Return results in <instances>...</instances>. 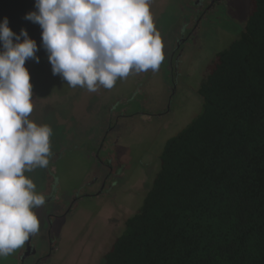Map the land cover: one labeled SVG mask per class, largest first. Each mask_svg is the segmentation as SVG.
Masks as SVG:
<instances>
[{
    "label": "rangeland",
    "instance_id": "1",
    "mask_svg": "<svg viewBox=\"0 0 264 264\" xmlns=\"http://www.w3.org/2000/svg\"><path fill=\"white\" fill-rule=\"evenodd\" d=\"M193 2L151 0L164 59L157 71L131 73L111 89L70 87L52 74L47 54L39 63H27L34 105L28 119L47 124L53 135L47 168L25 175L37 193L55 199L36 214L37 254L25 264L36 259L40 264H104L124 222L141 207L165 142L200 115L201 76L239 36L249 0H229L206 13L209 0H201L198 12ZM23 247L0 258V264H20Z\"/></svg>",
    "mask_w": 264,
    "mask_h": 264
},
{
    "label": "trees",
    "instance_id": "2",
    "mask_svg": "<svg viewBox=\"0 0 264 264\" xmlns=\"http://www.w3.org/2000/svg\"><path fill=\"white\" fill-rule=\"evenodd\" d=\"M34 3L0 0V21L25 29L41 59L42 29L24 19ZM196 94L200 115L165 142L104 264H264V0H249L242 31Z\"/></svg>",
    "mask_w": 264,
    "mask_h": 264
},
{
    "label": "clouds",
    "instance_id": "3",
    "mask_svg": "<svg viewBox=\"0 0 264 264\" xmlns=\"http://www.w3.org/2000/svg\"><path fill=\"white\" fill-rule=\"evenodd\" d=\"M151 0H35L24 19L42 29L41 47L52 74L67 84L96 92L111 89L131 73L159 69L163 44ZM0 21V258L22 248L38 233L35 209L46 197L25 173L47 168L52 128L28 119L33 92L27 60L39 63L35 40ZM22 40V42H21Z\"/></svg>",
    "mask_w": 264,
    "mask_h": 264
},
{
    "label": "flooded vegetation",
    "instance_id": "4",
    "mask_svg": "<svg viewBox=\"0 0 264 264\" xmlns=\"http://www.w3.org/2000/svg\"><path fill=\"white\" fill-rule=\"evenodd\" d=\"M228 1L229 0H209V7L207 6V10L205 11V13L208 11H210V10H212V8H214L215 7V5H217V4H223L225 7L227 6L226 4L228 3ZM191 5H193L195 8H196V10H197V12L199 11V10H201V9H203V3H201V0H194V2H193V4H191ZM196 14V13H195ZM194 21H196L195 22V24L198 22V18L197 17H195L194 18ZM197 25V24H196ZM177 42H181V40H179V41H177ZM178 48V45H177V47H175V49L173 50L174 51V54H175V52H176V49ZM174 54L171 56V59H172V57L174 56ZM173 67L172 66H170V71H171V73H172V71H173ZM171 78V80H170V84H171V88L173 87V83H174V81H173V77H170ZM169 91H170V88H169ZM172 94V93H171ZM98 155L99 154H97V156H95L96 158H98ZM105 166V165H104ZM108 167V166H107ZM106 167V168H107ZM94 179V178H93ZM95 180H96V178H95ZM107 179H105V181H106ZM102 190H103V188H102ZM41 194H43V195H45V197H46V203H45V205L44 206H46V205H50V204H52L53 202H51V201H53V199H55V196L54 195H52V197L50 198V197H48V195L45 193V192H42ZM100 194V193H99ZM86 196H89V195H86ZM78 198H76L75 200H77ZM43 207V206H42ZM42 207H40V208H42ZM40 208H38V209H35V212H36V214L38 213V211L40 210ZM35 236V234L34 235H32L31 236V239H30V241L29 242H26L25 243V245H24V247H23V249H21V251H20V255L18 256L20 259H19V261H20V264H25V260L28 258V257H33V256H35L36 254H37V251H36V248H35V243H34V241H35V239H37V238H35L34 237ZM37 240H39V238L37 239ZM51 249H52V246H51V248L49 249V251H51ZM26 253H27V255H26ZM48 255L49 254H47L45 257L47 258L48 257ZM40 262H41V260L40 259H36V260H33V262L31 263V264H40Z\"/></svg>",
    "mask_w": 264,
    "mask_h": 264
},
{
    "label": "water",
    "instance_id": "5",
    "mask_svg": "<svg viewBox=\"0 0 264 264\" xmlns=\"http://www.w3.org/2000/svg\"><path fill=\"white\" fill-rule=\"evenodd\" d=\"M30 239H31V236H30V238H29V240H28L27 242H29V241H30ZM26 255H27V253H26Z\"/></svg>",
    "mask_w": 264,
    "mask_h": 264
}]
</instances>
